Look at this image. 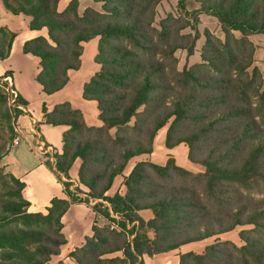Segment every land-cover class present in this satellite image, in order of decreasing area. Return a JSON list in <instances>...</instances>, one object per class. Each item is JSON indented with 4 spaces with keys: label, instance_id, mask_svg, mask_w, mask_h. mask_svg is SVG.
<instances>
[{
    "label": "trees",
    "instance_id": "1",
    "mask_svg": "<svg viewBox=\"0 0 264 264\" xmlns=\"http://www.w3.org/2000/svg\"><path fill=\"white\" fill-rule=\"evenodd\" d=\"M2 1L13 15L29 18L32 31L48 30V38L28 41L24 48L41 60L37 81L47 95L69 86L72 75L83 68L85 45L100 39L95 62L101 69L84 85L83 100L98 105L103 123L90 126L71 103L51 112L43 106L45 124L69 127L63 154L44 156L69 200L54 199L48 215L29 213L31 204L23 195L26 184L12 176L19 204L8 205L15 206L27 228L0 232V249L8 250L3 259L51 263L68 244L63 218L71 206L90 207L93 202V211L106 225L95 221L93 237L70 255L76 264H146L145 257L244 227L252 230L241 233L242 247L230 241L216 243L203 255L183 254L180 264H264V91L233 47L235 41L246 50L249 37L264 34V0H201L200 13L211 14L222 25L226 53L211 46L209 38L207 46L214 55L204 54L205 65L183 72L175 58L182 47L156 43L168 36L153 26L163 0H91L102 6V13L92 8L81 13L79 0H72L63 12L62 0ZM186 2L180 1L184 10ZM0 34L9 37L4 31ZM14 39L11 35L7 43L0 41V60L10 58ZM194 48L185 49L193 53ZM143 55L151 58L144 60ZM157 55L162 58H153ZM10 76L8 72L0 82ZM17 96L18 105L29 106ZM17 106L12 108L19 118L24 111ZM171 121L166 146L187 145L190 161L206 167V173L194 174L175 160L165 167L143 161L127 178L126 195L107 196L132 160L154 153L158 133ZM12 133L15 140L18 136ZM78 160L79 185L89 193L80 186L71 189L75 184L70 174ZM147 211L154 215L149 221L140 216ZM117 254L122 256L114 257Z\"/></svg>",
    "mask_w": 264,
    "mask_h": 264
},
{
    "label": "rangeland",
    "instance_id": "2",
    "mask_svg": "<svg viewBox=\"0 0 264 264\" xmlns=\"http://www.w3.org/2000/svg\"><path fill=\"white\" fill-rule=\"evenodd\" d=\"M84 6L85 0H80ZM181 0H163L156 9L155 24L154 28L158 30L159 33H165L167 36V41L156 40V43L166 48L168 44L174 47H182L175 51V58L177 59L176 67L179 72H183L185 69L191 70L195 66L205 65L206 59L205 55L211 58L215 51L211 47L207 46V41L210 38L212 40L211 46H216L221 49L224 53L226 50L223 48L227 43L226 35L223 31L222 25L219 20L212 16L211 14L200 13L202 10L201 0H187L185 4V10L180 7ZM18 6L17 3H15ZM95 12L102 13L103 8L101 5H93L91 7ZM3 31V30H2ZM237 40L242 39L240 33H234ZM10 37V36H9ZM9 37H4L0 34V41L8 42ZM99 38L93 40L85 47L84 57H83V68L84 70L82 76L86 78L85 80H91L92 77L97 74L101 67L96 64V56L98 54V44ZM249 44L247 49H243L239 44L233 42V47L236 53L239 54L240 58L250 66L249 73L251 76L255 77L257 85L264 91V34L253 35L248 38ZM129 47L128 45H125ZM194 46V52L190 53L188 49ZM205 48H207L206 51ZM205 54V55H204ZM151 56L143 55L142 59H150ZM153 58H162V56L157 55ZM2 63V62H0ZM1 66V64H0ZM76 76V75H75ZM84 88V85H83ZM79 88H73L75 90ZM11 87L0 82V154L3 159L0 161V232H9L12 230H17L19 228L26 229L27 226L23 222V218L20 214H17L15 206L8 204L16 203L19 204L16 193L18 192V186L13 181L12 176H14L9 168L7 162V156L15 147V140H11L13 135L12 131L16 136L21 137V132L19 130L20 116L17 117L16 111L12 108L9 98ZM9 96V97H8ZM72 107L75 110H82L85 118L90 126L100 127L103 123L100 121V113L98 111V105L96 103H87L75 97L72 94ZM172 121L163 128L157 135L154 144V153L151 156H141L135 158L131 161L127 170L117 177L114 186L110 193L107 194L109 197H113L116 194L121 196L126 195L127 188L125 187V182L131 172L134 170L136 164L143 161H150L158 166H167L170 160H175L176 164L194 174H204L207 169L203 165H197L190 161L189 159V147L182 144L174 149H169L166 146L167 133L170 129ZM53 139L57 141V138L53 136ZM27 142L22 141L17 150H28ZM9 151V152H8ZM8 152V153H6ZM255 199L261 198L260 195L251 194ZM82 200H87L85 196L82 195ZM95 203L90 204V208L93 211ZM29 213L30 209H29ZM95 214V212L93 211ZM140 216L145 220H151L154 215L152 212L140 213ZM114 218L116 216L113 215ZM95 220L100 226L106 225V220L104 218H99L95 214ZM114 228H118L117 224H112ZM35 228V227H34ZM132 228V226L130 227ZM246 230H252V227L237 228L227 234L213 237L207 239L203 242L191 244L180 248L175 251H171L165 254L158 255L156 260H151L146 257L148 264H180L181 256L189 252H195L197 254L203 255L209 246L216 243L230 241L235 243L237 246L242 247L244 242L241 238V233ZM151 237L153 235L151 234ZM7 249H0V264H30L24 260H5L2 255L6 253ZM71 254L64 253L60 257H54L52 262L49 264H59L60 262H65L66 264H76V262L70 257ZM122 256L121 254L114 255V257Z\"/></svg>",
    "mask_w": 264,
    "mask_h": 264
},
{
    "label": "crops",
    "instance_id": "3",
    "mask_svg": "<svg viewBox=\"0 0 264 264\" xmlns=\"http://www.w3.org/2000/svg\"><path fill=\"white\" fill-rule=\"evenodd\" d=\"M71 1L62 0L59 11L63 12ZM79 2L81 13L96 5L91 0H85L84 6L80 0ZM2 30L9 36L15 35V39L10 58L6 61L0 60L2 62L0 63V78L5 77L8 72L11 73L10 81L5 78L3 82L29 103V106H24V115L20 117L19 121L21 140L7 156V162L11 173L26 184L23 195L31 204L30 212L48 215V209L52 206L54 199L69 200V197L66 195L65 187L57 175L45 165L44 156L47 154L53 156L56 151L60 155L63 154V137L69 127H54L45 124L43 106L46 105L51 112L59 104L72 103V94L84 101L83 85L90 81L85 80L86 78L82 76L84 70H81L72 75L71 83L65 90L52 96L45 94L43 87L37 81L42 71L41 60L31 54H26L24 48L28 41L40 36L48 38V30L32 31L29 18L24 15H13L0 0V32ZM77 87L79 90L74 92L73 88ZM53 136L57 138V141L53 139ZM22 141L27 142V151L17 150ZM51 160L55 165V158L53 157ZM81 165L82 161L78 160L71 171V181L75 184L72 186V190L80 186L79 171ZM62 179L68 181L65 177ZM80 188L85 193H89L86 187L81 185ZM95 221V214L88 205L79 203L71 206L63 218L64 234L68 244L63 247L62 255L64 253L71 254L76 249L81 248L88 237H93ZM157 257L158 255L149 258L153 261ZM145 263L148 264L146 257Z\"/></svg>",
    "mask_w": 264,
    "mask_h": 264
},
{
    "label": "built area",
    "instance_id": "4",
    "mask_svg": "<svg viewBox=\"0 0 264 264\" xmlns=\"http://www.w3.org/2000/svg\"><path fill=\"white\" fill-rule=\"evenodd\" d=\"M8 80L10 81V78H8ZM9 81H8V82H9ZM17 99H18V96H17L16 92L13 91V90L11 89V91H10V98H9V101H10V104H11L13 107H15V106L18 105V103H17ZM17 108H18V109H21V110L24 111V106H22V105H18ZM20 140H21L20 137H17V138L15 139V144H16V145L19 144Z\"/></svg>",
    "mask_w": 264,
    "mask_h": 264
}]
</instances>
